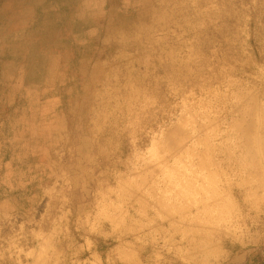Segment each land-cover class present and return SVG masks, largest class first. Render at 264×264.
Instances as JSON below:
<instances>
[{
	"label": "rangeland",
	"instance_id": "obj_1",
	"mask_svg": "<svg viewBox=\"0 0 264 264\" xmlns=\"http://www.w3.org/2000/svg\"><path fill=\"white\" fill-rule=\"evenodd\" d=\"M251 248L264 0H0V264H235Z\"/></svg>",
	"mask_w": 264,
	"mask_h": 264
},
{
	"label": "crops",
	"instance_id": "obj_2",
	"mask_svg": "<svg viewBox=\"0 0 264 264\" xmlns=\"http://www.w3.org/2000/svg\"><path fill=\"white\" fill-rule=\"evenodd\" d=\"M28 168H37V166H29ZM27 168V169H28ZM33 171L30 169L22 171L17 170L12 172L11 175H7L5 178V189L9 192H16L21 191L22 189L25 190L27 187H30V184L34 180V177L32 176ZM19 198L24 199V197L19 196ZM27 198V197H26ZM29 200V198H27ZM6 203H11L8 199L6 200Z\"/></svg>",
	"mask_w": 264,
	"mask_h": 264
},
{
	"label": "trees",
	"instance_id": "obj_3",
	"mask_svg": "<svg viewBox=\"0 0 264 264\" xmlns=\"http://www.w3.org/2000/svg\"><path fill=\"white\" fill-rule=\"evenodd\" d=\"M241 252H246L245 260L235 264H264V255L256 249L251 248Z\"/></svg>",
	"mask_w": 264,
	"mask_h": 264
},
{
	"label": "bare ground",
	"instance_id": "obj_4",
	"mask_svg": "<svg viewBox=\"0 0 264 264\" xmlns=\"http://www.w3.org/2000/svg\"><path fill=\"white\" fill-rule=\"evenodd\" d=\"M70 2H71V1H70ZM27 3H28V2H27ZM29 3H30V2H29ZM64 4H65V3H64ZM70 4H71V3H70ZM70 4H69V5H70ZM76 4H77V3H76ZM65 5H66V4H65ZM65 5H64V6H65ZM67 5H68V4H67ZM67 5H66V6H67ZM78 6H79V5H77V7H78ZM32 7H33V6H32ZM59 7H60V6H59ZM65 8H66V7H65ZM67 8H69V7H67ZM29 9H30V8H29ZM31 9H32V8H31ZM57 9H58V8H57ZM36 10H38V9H36ZM40 10H41V9H40ZM26 12H28V11H26ZM39 12H40V11H39ZM76 12H77V11H76ZM68 13H69V12H68ZM74 13H75V12H74ZM35 17H36V16H35ZM42 17H43V16H42ZM28 19H29V18H28ZM31 20H32V19H31ZM72 21H73V20H72ZM68 22H69V21H68ZM69 26H70V24H69ZM48 32H49V31H48ZM75 32H76V31H75ZM49 34H50V33H49ZM47 36H48V35H47ZM72 36H74V35H72ZM44 38H45V37H44ZM70 38H71V37H70ZM70 38H69V39H70ZM72 38H73V37H72ZM46 39H47V38H46ZM76 40H77V37H76V39H75L74 41H76ZM72 41H73V40H72ZM76 42H77V41H76ZM60 44H62V43H60ZM66 44H67V43H66ZM71 44H72V43H71ZM67 45H68V44H67ZM65 46H66V45H65ZM65 46H64V47H65ZM79 46H81V45H79ZM65 48H66V47H65ZM79 48H80V47H79ZM76 49H77V44H76ZM68 50H69V49H68ZM77 50H78V49H77ZM78 51H79V50H78ZM30 52H31V51H30ZM32 52H33V51H32ZM67 52H68V51H67ZM34 53H35V52H34ZM29 55H30V54H29ZM59 55H60V54H59ZM59 55H58V56H59ZM74 55H75V54H74ZM56 57H57V56H56ZM74 60H76V59H74ZM66 63H67V62H66ZM59 65H60V64H59ZM67 67H68V66H67ZM73 68H74V67H73ZM75 68H76V67H75ZM67 72H68V71H67ZM136 81L138 82V79H136ZM38 89H39V88H38ZM9 92H10V91H9ZM17 96H18V95H17ZM17 96H16V97H17ZM53 96H54V95H53ZM60 97H61V96H60ZM7 99H8V97H7ZM15 100H16V99H15ZM19 100H21V99H19ZM19 102H20V101H19ZM14 104H16V103H14ZM17 104H19V103H17ZM34 107H36V106H33V108H34ZM36 108H37V107H36ZM36 108H34V111H35V112L38 111V109L36 110ZM38 108H39V107H38ZM36 115H37V114H36ZM36 119H37V118H36ZM36 119H35V121H36ZM35 121H34V122H35ZM6 126H7V125H6ZM35 140H36V138H35ZM37 140H38V139H37ZM34 142H37V141H34ZM21 156H22V155H21ZM21 158H22V157H21ZM37 158H39V157L37 156ZM25 159H26V158H25ZM38 161H39V160H38ZM40 161H41V160H40ZM3 169H4V168H3ZM227 170H228V169L225 170V173H228V171H229V173H230V172H233V171H230V170L227 171ZM22 190H23V189H22ZM231 190H232V188H231ZM252 206H254V207H253V211H254V212L259 213V212L262 210L261 207H258V206H255V205H252Z\"/></svg>",
	"mask_w": 264,
	"mask_h": 264
}]
</instances>
